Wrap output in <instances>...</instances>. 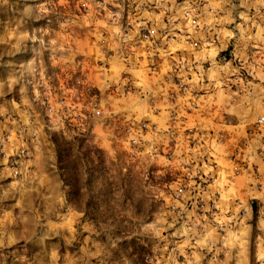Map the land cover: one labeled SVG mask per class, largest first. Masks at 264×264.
Wrapping results in <instances>:
<instances>
[{"label":"clouds","instance_id":"1","mask_svg":"<svg viewBox=\"0 0 264 264\" xmlns=\"http://www.w3.org/2000/svg\"><path fill=\"white\" fill-rule=\"evenodd\" d=\"M0 264H264V0H0Z\"/></svg>","mask_w":264,"mask_h":264}]
</instances>
